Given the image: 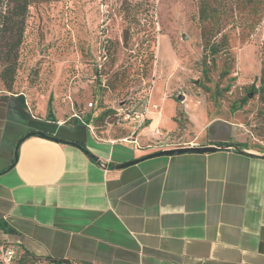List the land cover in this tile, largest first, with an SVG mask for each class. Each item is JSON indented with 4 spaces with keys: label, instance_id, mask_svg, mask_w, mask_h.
Instances as JSON below:
<instances>
[{
    "label": "crops",
    "instance_id": "crops-1",
    "mask_svg": "<svg viewBox=\"0 0 264 264\" xmlns=\"http://www.w3.org/2000/svg\"><path fill=\"white\" fill-rule=\"evenodd\" d=\"M174 104L151 102L149 126L106 140L0 94V241L82 264H264V151L240 145L227 111L192 114L194 138L169 145ZM205 146L222 150L113 168Z\"/></svg>",
    "mask_w": 264,
    "mask_h": 264
},
{
    "label": "rangeland",
    "instance_id": "rangeland-1",
    "mask_svg": "<svg viewBox=\"0 0 264 264\" xmlns=\"http://www.w3.org/2000/svg\"><path fill=\"white\" fill-rule=\"evenodd\" d=\"M206 1L207 26L200 0H52L11 12L0 41V94L23 95L33 113L43 107L47 116L51 99L52 114L65 122L91 115L106 140L141 123L126 118L127 107L171 100L178 129L169 145L194 138L192 114L227 111L240 145L264 151V4H255L263 11L256 17L235 0ZM202 29L221 44L218 53Z\"/></svg>",
    "mask_w": 264,
    "mask_h": 264
},
{
    "label": "trees",
    "instance_id": "trees-1",
    "mask_svg": "<svg viewBox=\"0 0 264 264\" xmlns=\"http://www.w3.org/2000/svg\"><path fill=\"white\" fill-rule=\"evenodd\" d=\"M52 0H21V2H23L22 5H17L16 7H12L13 4V0H0V41L4 36L5 31L7 30V26H8V21H9V17L11 16V12H13V14L15 15H23L24 12V8L26 9L27 7L30 6H34L36 4H40L43 2H49ZM255 4H264V0H235V6L237 8H240L241 10H243L244 8H249L250 11L253 12V14L256 17H261L262 15V10L257 7V5ZM19 7H22L23 9H21L19 11ZM209 5L207 3L206 0H200V6H199V20L206 25L210 19V13H209ZM218 9H215L213 11V15L217 13ZM207 26V25H206ZM207 30H203L202 29V35L203 38L208 42V46L211 49L213 54H216L220 51L221 49V44L216 43V42H211V40L209 39L208 35H207ZM218 35L221 34V31H218L217 33ZM0 56H1V52H0ZM253 90L256 91L255 87H253ZM19 98H21L23 100V102H25V98L23 97V95H18ZM51 99L49 101V113H48V117L53 119L54 115L52 114V109H51ZM93 105V104H92ZM147 105L145 102L141 103L138 107H127L126 110L128 112V114L130 115H135L138 113H144L146 111ZM117 116V114H116ZM93 118L91 115H87L86 117H84V120L81 121L80 119L73 117V119H70V123L74 124V123H81V124H86L89 126L93 127ZM48 137V136H46ZM56 139V138H54ZM58 140V139H57ZM72 143V142H69ZM77 144V143H76ZM13 245H15V247L17 248V251L15 253V255L11 258L10 262H13L14 260H16L18 262V264H82L79 263L78 261H74L71 259H56V258H51V257H40L35 255L33 252L29 251L28 249L24 248L22 243L20 242H13ZM11 243L7 242V241H0V264H6L5 260L3 258V256L5 254H7L8 250L11 248ZM14 247V246H13ZM14 247V248H15ZM3 258V259H2Z\"/></svg>",
    "mask_w": 264,
    "mask_h": 264
},
{
    "label": "water",
    "instance_id": "water-1",
    "mask_svg": "<svg viewBox=\"0 0 264 264\" xmlns=\"http://www.w3.org/2000/svg\"><path fill=\"white\" fill-rule=\"evenodd\" d=\"M183 98H184V96L181 95L180 100H183ZM43 136L46 137V135H43ZM55 140H57V139H55ZM72 144L82 148V146L79 145V144H76V143H72ZM229 149H232L234 151H239L240 153H243V150L235 148V147L234 148L231 147ZM218 150H222V148L221 147H209V146L176 148V149L165 150V151H161V152H158V153H154V154L148 155V156H146L144 158H141L139 160H134V161H130V162H127V163H124V164L116 165V166H113V168H119V169L126 168V167L134 165V164H136V163H138L141 160H144L146 158H152V157H157V156H173V155H178V154H183V153H199V154H203V153L216 152ZM87 153L90 154L89 152H87ZM91 156H92L93 159L98 160L93 155H91Z\"/></svg>",
    "mask_w": 264,
    "mask_h": 264
},
{
    "label": "built area",
    "instance_id": "built-area-1",
    "mask_svg": "<svg viewBox=\"0 0 264 264\" xmlns=\"http://www.w3.org/2000/svg\"><path fill=\"white\" fill-rule=\"evenodd\" d=\"M90 106H92V104H90ZM146 111H147V109H146ZM146 111L144 112V113H138V114H135V117L136 118H139L140 120H141V123H140V125L139 126H141V125H143L145 122H146ZM74 117H76V118H78V119H80L81 121H83L84 120V117L83 116H81V115H75ZM126 118H131V115L129 114V115H127V117ZM89 126V125H88ZM92 130H93V127H91V126H89ZM158 133V135H160V136H163V134L162 133H160V132H157ZM164 137V136H163ZM168 136H166V137H164V139H166ZM14 248V247H13ZM9 249L8 250V252H7V255L9 256V259L11 260V258L15 255V249Z\"/></svg>",
    "mask_w": 264,
    "mask_h": 264
}]
</instances>
